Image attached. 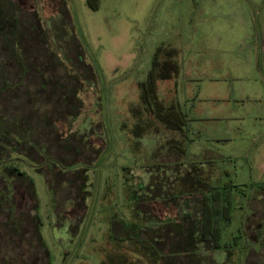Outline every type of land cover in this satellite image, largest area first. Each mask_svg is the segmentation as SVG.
<instances>
[{
  "label": "rangeland",
  "instance_id": "374dc122",
  "mask_svg": "<svg viewBox=\"0 0 264 264\" xmlns=\"http://www.w3.org/2000/svg\"><path fill=\"white\" fill-rule=\"evenodd\" d=\"M3 4L0 116L21 119L34 106L38 129L30 120L36 143L28 139L23 149H0V175L10 182L4 172L12 165L35 189L27 178H17L10 202L15 213L0 199V264H156L135 253L121 225L156 230L155 223L181 221L184 212L198 215L207 189L232 201L231 220L221 223V250L177 251L173 259L245 264L248 252L264 250V232L254 244L245 234L251 225L246 233L253 236L262 220L264 231V0H98L97 9L88 0ZM11 5L21 9L14 12L19 34ZM15 44L29 45L23 58L32 72L51 58L48 75L58 84L24 78ZM41 48L48 55L43 63ZM158 53L159 64L179 67L176 77L157 88L166 108L185 115L183 129L166 122L169 110L158 116L142 100L140 85ZM59 82L68 92L78 86L83 105L70 132L72 114L61 105ZM38 83L43 96L32 95ZM57 105L65 122L58 120ZM15 142L22 143L16 136ZM40 146L47 147L45 155ZM39 153L73 167L64 170ZM130 186L148 202L131 204ZM5 189L0 178V194ZM172 197L170 207L162 202Z\"/></svg>",
  "mask_w": 264,
  "mask_h": 264
},
{
  "label": "trees",
  "instance_id": "16d2710c",
  "mask_svg": "<svg viewBox=\"0 0 264 264\" xmlns=\"http://www.w3.org/2000/svg\"><path fill=\"white\" fill-rule=\"evenodd\" d=\"M3 3H4V0H0V9L1 10L5 6ZM88 5H90L93 9H97L98 8V0H88ZM8 8L12 11V18L14 19V21L16 23V26L18 29V34H19V32H23V30L20 28L21 27V21L19 20L18 15L15 16V13H14L15 11H17L18 13L21 12V9L17 5H13V6L11 5ZM8 16L10 17V14L7 15V17ZM34 25L35 24H33V27L35 28L36 25L35 26ZM36 29H37L38 33H39V30L41 32L40 25H38L36 27ZM31 38L32 37H30V39ZM35 39L36 38H34V40ZM30 41H32V39ZM43 44H44V42L39 43L40 46ZM15 46L17 49L18 59H19V62L21 64V68H22V72L24 74V78H28L27 75L28 76L32 75V78H34V79L40 78V80H38L39 83L42 81V83L48 82L49 84L51 83L53 85L58 84V81L56 79H54V77L52 78L48 75L49 72H53L54 66L51 63L52 62L51 58H50L51 62H49L47 59H45L44 56H48V55L45 52H43L42 48L40 50L43 52V55L42 54H39V55L41 57V63H43V61H42V58H43L46 60V65L44 63H43V65L40 63L41 64V67H39L40 70L32 72L35 69L31 71L28 64L25 63V60L23 58L29 49V45H25V44L20 45L19 44V46H17L15 44ZM47 50H48V48H47ZM159 53L156 56V59L153 63L152 71L148 74L147 80L145 82L141 83V85H140L141 91H142V100H143L144 104L149 109H152L153 112L158 116L165 114V112H167L169 110V112H167V114L170 118H168L166 115V117H167L166 122L167 123H170V122L174 123V125L177 129H183L185 124H186L185 115L180 110H177L176 107H174V106H171V108H166L160 102L159 95H158V88H157L159 81L170 80L174 76L176 77L179 74V67L176 63L171 62V61H167L164 64H161V63L159 64V62L157 60V58L159 57ZM43 67H46L47 70H44ZM68 79H67V77H65L64 81L65 82L69 81ZM39 83L37 84V87H35V89L33 91L32 95H34V96H43L42 93H38V90L43 91L38 86ZM59 84H60V89H59L60 94L65 99L64 101L62 100L61 105L65 109V112H66V109H68L69 113L72 114L71 115L70 128L68 129L70 132L73 121L76 118V115H78L79 110L83 106L82 103L77 99V92H78L79 87L75 86L77 88L73 89V91L69 90V92H68L67 86H62V84L60 82H59ZM61 89H63V90L61 91ZM28 98H30V100L34 99V98H32V96H30V97L28 96ZM27 101L29 102V100H27ZM35 102L36 101L34 100V104H35ZM72 104H74V107H72ZM57 107H58V105H57ZM71 107H72V109H71ZM33 108H34V106L28 107V110H26L27 111V117L25 114L24 115L25 117H23L21 119L17 118V120L14 119L13 121L8 119V118L0 116V129H2L5 132V135H2V137H0V149L5 150L4 149L5 147H10V148L13 147L14 148L16 145L21 146L23 149V147L29 146V144L25 142V140H28V139L32 140L33 142L36 143V141L33 140L32 129L28 128L30 125V120H32L35 122L33 124V127H34L33 131L38 129V126L36 124L37 120H35L33 118V115H31L32 114L31 111L33 110ZM58 109L60 110L59 113L61 115L58 120L65 122L66 117L62 115V113H63L62 109L60 107H58ZM56 112H58V111H56ZM54 128L55 127L51 128L50 130L48 129L47 132L49 134H50V132L53 133ZM15 136L19 137L21 139V141H22V143H20L21 145L15 142ZM70 136L76 137V135H74V134H72ZM8 140L12 141L15 144H10V142H8ZM42 147L45 149L44 153H43L45 155L48 149L45 146H40V148H42ZM13 148H12V150H13ZM20 155H22L21 151H20ZM39 155L44 160L47 158V159H51V161L55 162L56 164H60L62 166V169H64V170L70 169L71 167H73V166L65 167V165L57 162L56 160L52 159L51 157H46V156L43 157V155L41 153H39ZM2 159H4V158H2ZM53 166L54 165H52V167ZM54 168H57V167H54ZM13 169H14V167L12 165H10V167L6 168L7 171L4 172L5 174L9 175V177L11 178L10 182L7 181L6 177L0 175V178H3L5 183H6V189L0 194V199H1V205L2 206L4 204L8 203L9 206L11 207V209L13 210V212L15 213V206L13 205V203H10V202H11V197L14 193L13 184L17 181V178L18 177L19 178L20 177L27 178L29 180V182L31 183V186L33 189H34V185L28 176H26L24 174H21V175L20 174H14ZM53 171H54V169L51 171V173H53ZM162 181H164V179H162L161 182ZM205 187H208V186L206 185ZM79 188L83 194L82 200H85L83 202V205L86 206V193L82 191V189H81L82 187H79ZM130 189L132 191L131 192V194H132L131 204H135L138 207H140V205L142 203L148 202L147 199H149V198L147 196L144 197V195H142V193L139 194V192L137 190H132L131 186H130ZM34 191H35V189H34ZM139 191H142L141 187L139 188ZM209 192H210V189L209 190L207 189L206 193H205V191L201 192L202 207H201V210H200L198 215H195V214L193 215L192 213L190 214L188 212H184L180 216L181 221L176 222L175 220H169V222L167 224H162L159 226H158V223H155V225H157L156 230L153 229L152 225L151 226H145V227H142L141 225H139L141 227L134 229L137 225L136 222L131 223V224H127V225L126 224L121 225L122 229L125 230V232H126V237L127 236L130 237V240H131L130 246L137 248V252H135V253H138V255L139 254L143 255L144 257L148 258L149 261L153 260V263L154 262L156 263V261H158L156 264H164L160 258V253L162 254L161 256L167 260L166 264H176V262H177V264H182V262L185 261V260L178 261V259H173L172 255H174V253L177 251L201 252V253L204 251V252H209L210 254L219 253L221 250V247H222L221 243H220L221 239H222V231H223L222 227H221V223L223 220L230 222L232 201L229 198L223 199L222 193H220L219 191H217L214 195H208ZM137 194H138L139 198H138V200H134L136 198ZM175 201H176L175 197H172L170 201H166L165 199L162 200V202L167 203V205L169 207L171 205H173V202H175ZM56 205L58 206V208L64 209L63 205L59 206L58 203H56ZM187 208H189V207H187ZM12 223L14 224L15 230H17V227H19V225L15 224L14 222H12ZM147 223H150V222H147ZM37 225H38L37 226L38 231H39V233H41L40 232V228H41L40 224H37ZM130 228H132V229H130ZM38 240L41 241L44 244V246L46 247L45 241L42 238V235H41V237L40 236L38 237ZM199 257L200 256L194 255V259L193 258L192 259L199 261V260H197V259H199Z\"/></svg>",
  "mask_w": 264,
  "mask_h": 264
},
{
  "label": "crops",
  "instance_id": "0c3cea01",
  "mask_svg": "<svg viewBox=\"0 0 264 264\" xmlns=\"http://www.w3.org/2000/svg\"><path fill=\"white\" fill-rule=\"evenodd\" d=\"M254 227H252L251 225H247L246 229H245V234H246V238L248 240H251L250 238H254L255 240L253 241H250V242H253L252 244L254 243H259V241L261 240V238L258 236V233H263V227H255L256 231L254 232L255 234H253V236H248L247 233L249 229H252ZM247 232V233H246ZM257 235V236H256ZM252 259H254L253 263H261V264H264V250L260 251V252H254L253 250H251L250 252H248V255L245 257V262L247 264H252ZM260 260H263L262 262H259ZM245 263V264H246Z\"/></svg>",
  "mask_w": 264,
  "mask_h": 264
},
{
  "label": "flooded vegetation",
  "instance_id": "af4514ba",
  "mask_svg": "<svg viewBox=\"0 0 264 264\" xmlns=\"http://www.w3.org/2000/svg\"><path fill=\"white\" fill-rule=\"evenodd\" d=\"M263 217L262 218H264V215H262ZM257 227H263V220L260 222V224H258V226Z\"/></svg>",
  "mask_w": 264,
  "mask_h": 264
}]
</instances>
